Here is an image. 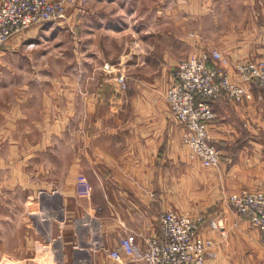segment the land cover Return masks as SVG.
Returning <instances> with one entry per match:
<instances>
[{
	"label": "crops",
	"instance_id": "1",
	"mask_svg": "<svg viewBox=\"0 0 264 264\" xmlns=\"http://www.w3.org/2000/svg\"><path fill=\"white\" fill-rule=\"evenodd\" d=\"M83 1L73 2L66 11L68 17L62 21L48 24L57 23L60 26L67 23L70 28L86 25L82 18L75 16L86 12ZM126 1V8L132 13L142 4L144 16L135 24L143 26L156 19L163 25L181 26L194 21L202 26L205 22L206 25H219L229 20L232 8L239 9L237 15L243 23L248 17V10L257 6L250 10V15L254 16L252 20H247L245 30L226 32L223 39L229 44L221 50L217 49L228 59L227 70L233 77L236 62L258 58L264 53V0H177L174 4L171 0ZM254 10L257 13L253 14ZM131 21V18L121 15L111 20L98 18L94 23L99 30H106L109 26L119 29L121 24L126 28L133 27ZM97 33L93 35L96 37ZM200 34L202 39H209V36H204L205 33ZM188 37L194 39L197 36L192 31ZM198 50L199 46L187 54L195 56ZM143 56L148 57L146 54ZM166 56L162 54V57ZM135 57L132 56L133 59ZM129 65L134 67L135 60ZM172 71L167 88L172 81ZM162 72L165 73V68ZM78 84L54 80L0 81V99H3L0 107V152L8 154L7 160L0 157L2 194L8 190L26 198L30 196L33 200L41 196L61 199L63 207L67 208L65 214H69L66 218L63 216L62 226L63 237L68 240L69 246L72 226L67 219L71 218V208L75 203L90 215L87 217L93 216L101 226L109 248H115L119 238L125 235L139 253L144 249V237L157 232V219L161 212L185 210L192 216L203 217L198 232L217 243V256L206 264H264L259 231L237 215L225 199L232 191L241 188L254 190L264 184L261 156L264 150V100L242 104L224 100L212 103L215 116L209 123L210 136L220 150V165L215 169L204 167L198 159L190 156L188 148L182 144V125L169 112L164 100L166 86H162L160 81L146 83L151 89L135 93L128 111L122 114V99L119 92L114 91L118 87L117 82H97L95 91L88 93L86 90L91 86L88 80H83L80 85L84 92H78L77 101L84 105V112L78 116L79 128L72 129L70 121L75 115L72 105L75 104L76 94L71 90ZM6 89L9 91H4ZM108 89L110 92L105 91ZM253 92L257 94L260 91L254 87ZM60 99L62 108L59 107ZM32 100L38 102L34 111L39 116L31 114ZM61 134L62 189L59 194L53 192L54 188L51 191L39 187L40 184L51 183H40L39 165H32L39 154L46 153L47 174L53 175L55 137ZM256 136L258 146L254 145L253 138ZM19 154H22L20 159ZM11 156H14V161H11ZM197 211L199 213L193 214ZM211 221H218L223 226L225 236L210 225ZM14 234L13 245L0 239V251L14 249L16 264L19 261L22 264L28 260L21 253L24 250L23 231L16 228ZM35 242V238H31L30 248L38 246L33 244ZM75 249L88 258L85 249L80 246ZM67 250L71 254L67 257L68 263L72 264L71 247ZM93 256L95 264H112L101 250H95ZM30 260L31 264H36L34 257ZM130 260L124 258L117 264H136ZM87 261L77 259V264Z\"/></svg>",
	"mask_w": 264,
	"mask_h": 264
},
{
	"label": "rangeland",
	"instance_id": "2",
	"mask_svg": "<svg viewBox=\"0 0 264 264\" xmlns=\"http://www.w3.org/2000/svg\"><path fill=\"white\" fill-rule=\"evenodd\" d=\"M84 1L82 3L83 5L84 3L86 4V9L89 11L86 10L84 12L83 10L82 12L84 13L76 14L75 16L77 19L82 18L86 25L80 24L79 27L74 25L70 28L71 25L69 26L67 23H63L60 26L57 23H45L21 32L0 46L1 82H51L54 80L55 82L79 83L77 88L75 87L71 90L76 94L75 104L72 105L75 115L70 121L72 129L79 128L78 116L84 112V105L77 101L78 92H84L80 85L83 80H88L91 86L86 90L88 93L95 91L94 87L97 82L107 83L111 80L117 82L118 87L114 91L117 90L120 94L119 97L122 99H120L122 102L120 113L122 114L128 111L131 99L135 93L151 89V86L146 83L160 81L162 86L165 85V100L167 83L172 68L180 60L190 57L191 55L187 53L193 51L196 47L198 48V46L197 54L209 53L213 49L218 48L221 50V47H226L229 44L223 39L226 32L238 33V30H245L248 23L247 20H252L254 16L250 15V10L253 11V9L257 8L256 6L248 10L247 23H242L241 17L237 15L239 9L232 8L229 20L219 25H206L205 22L202 26L195 21L194 23L189 22L181 26L163 25L156 19L150 24L143 26L135 24L136 20L144 16L141 9L142 4L133 13L131 11L130 13L126 8L128 6L126 0ZM175 2L177 0H171L172 4ZM254 13H257V10H254ZM121 15L126 19L131 18L134 26L126 28L124 24H121L120 30L110 26L106 30L102 28V30H99L95 25L96 23H94L98 18L103 17L111 20ZM66 17H68V13L67 15L65 14L63 19ZM192 31L197 36L194 39L188 37V33ZM95 32H98L96 37L93 35ZM99 33H101L100 36H98ZM200 33H205L204 36H209V39L207 40L206 37L202 39L203 35ZM85 35H87L88 39H85L87 38ZM144 54L148 57H144ZM162 54L167 56L162 57ZM133 55L137 57L133 59ZM132 60H135L134 67L129 65ZM163 68H165V73L162 72ZM119 76H123V80H119L120 82L118 81ZM135 82L137 85H133ZM142 83L145 84L143 85ZM4 91H9V89ZM105 91L110 92V89ZM59 101V107L62 108V99ZM30 103L32 116H39V113L34 111V108L38 106V102L32 100ZM1 105H3V99H0V107ZM253 139L255 141L254 145L258 146V136ZM62 144L63 136L61 134L55 137V149L52 154L55 164L53 175L52 173L47 174L48 156L46 153L39 154L37 159L33 160L32 165V167L39 165L40 183H51L49 185L40 184L39 187L47 188L46 190L54 188L53 192H59V194H61L60 191L62 189ZM3 148L6 147L4 146ZM7 155L6 152H0V157L4 160H7ZM21 156L22 154H19L18 159ZM261 156L264 162V150ZM11 161H14V156ZM71 209V218L67 219V222L70 221L72 226L69 246L68 240L63 237L62 227L63 219L66 216L68 217L69 214H65L67 208L63 207L61 199L41 196L39 199L34 198L33 200L30 196L26 198L19 193L16 195L8 190L4 191L3 194L0 192V239H4V243L9 242L13 245L15 229L19 228V230L23 231L24 250L22 252L19 250V252L26 256L28 260L23 261L22 264H31V257L35 258L36 264H41V262L46 264H69L67 257L69 255L71 257V254L68 253L67 247H71L72 250L74 262L72 264H77V259H82L83 261L87 259L88 261L85 264H95L93 260V252L95 250H101L103 256L108 257L110 263L117 264L110 255L114 247H108V242L101 232V226L96 223L94 217H87L90 215L85 214L82 206L76 203ZM182 212L184 213L185 210ZM197 213L199 212L197 211L193 214ZM81 222L88 224L80 225ZM33 237L36 240L33 244L38 245L34 249L30 248L31 238L33 239ZM121 237H125V235ZM76 246L85 249L88 253V258L82 251L79 253L75 249ZM53 249H55V253ZM14 251V249H1L0 264H16ZM56 251L58 252L56 253ZM51 252L54 254L51 255ZM130 261L141 264L138 260L131 259ZM19 264H21L20 261Z\"/></svg>",
	"mask_w": 264,
	"mask_h": 264
},
{
	"label": "built area",
	"instance_id": "3",
	"mask_svg": "<svg viewBox=\"0 0 264 264\" xmlns=\"http://www.w3.org/2000/svg\"><path fill=\"white\" fill-rule=\"evenodd\" d=\"M73 2L0 0V46L34 26L62 20ZM228 65V59L217 49L182 59L172 71V81L165 94L171 115L182 125V144L204 167L215 169L220 165V150L210 136L209 123L215 116L212 103L264 100V53L258 58L236 62L234 77L229 74ZM254 87L260 92L254 94ZM225 199L237 215L259 231L264 250V184L254 190L232 191ZM202 220V216L165 210L158 216L157 232L144 237L142 252L137 253L130 238L125 236L110 255L116 262L129 258L141 264H206L217 256V243L198 232ZM210 225L225 236V229L218 221H211Z\"/></svg>",
	"mask_w": 264,
	"mask_h": 264
}]
</instances>
